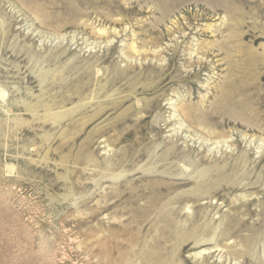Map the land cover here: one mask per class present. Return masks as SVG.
<instances>
[{
    "label": "rangeland",
    "instance_id": "obj_1",
    "mask_svg": "<svg viewBox=\"0 0 264 264\" xmlns=\"http://www.w3.org/2000/svg\"><path fill=\"white\" fill-rule=\"evenodd\" d=\"M214 1L0 0V264H264V0Z\"/></svg>",
    "mask_w": 264,
    "mask_h": 264
},
{
    "label": "bare ground",
    "instance_id": "obj_2",
    "mask_svg": "<svg viewBox=\"0 0 264 264\" xmlns=\"http://www.w3.org/2000/svg\"><path fill=\"white\" fill-rule=\"evenodd\" d=\"M159 2L158 3H160L162 6L163 5H165L166 7H169V5H171L172 3H173V1H175V0H158ZM208 0H206V2H207ZM213 1V0H212ZM223 1H226V0H216V1H214V3H216V5L219 7V6H222V8H223V4L225 3H223ZM232 1V0H231ZM233 1H235V0H233ZM157 3V4H158ZM205 4V3H204ZM225 5V4H224ZM224 9V8H223ZM160 10V9H159ZM165 9H163V11L162 12H165L164 11ZM214 10V9H213ZM204 15V14H203ZM192 17V16H191ZM105 19V18H104ZM183 21H185L184 23L185 24H187V25H184V26H182V27H177L178 26V22L177 21H175V23L174 24H177V28H179V29H181V31L183 32V38L186 36V33H187V31L186 30H189V29H193L194 28V24H193V27H191V22H190V20H188L189 18H185L184 16H183ZM224 26V25H223ZM196 27H198V26H196ZM219 28H220V24H219V26H218ZM204 29H212V26H210V25H205L204 27H203ZM219 28H217V30H219ZM105 28H98L96 31H97V33L98 32H101V33H103V34H105L106 33V30H104ZM194 29H198V28H194ZM119 31V30H118ZM176 31V29L174 30V32ZM115 32V31H114ZM173 32V33H174ZM118 33V32H117ZM116 33V34H117ZM190 33V32H189ZM129 45H130V49H131V54H134V55H137V56H139V55H141L142 53H145V54H147L146 53V50L147 49H142V51L140 52V50L139 49H136V48H134V42H131V43H129ZM198 48V47H197ZM190 52H189V55L190 54H193V53H195L196 51L195 50H193L192 49V47H190ZM152 53H154V51L152 52ZM149 55V54H148ZM203 59V58H202ZM200 60H201V58H200ZM203 62V61H202ZM201 62V63H202ZM133 66V65H132ZM221 86V88H219L220 90L222 89V93H224L223 94V97L222 98H224L223 99V101H220L221 103L220 104H222V108H224L223 106H227V99H226V95H228L229 94V92H230V90H232L233 89V87H228L227 85H224L223 84V86L222 85H220ZM219 86V87H220ZM247 86V85H246ZM219 90V91H220ZM191 109V108H190ZM190 109L188 108V107H186V108H182V113L183 114H187V115H190L189 113H190ZM194 117H195V115H194ZM197 117V116H196ZM195 117V118H196ZM200 120V119H199ZM250 241V240H249ZM241 252V251H240ZM27 255V254H26Z\"/></svg>",
    "mask_w": 264,
    "mask_h": 264
}]
</instances>
